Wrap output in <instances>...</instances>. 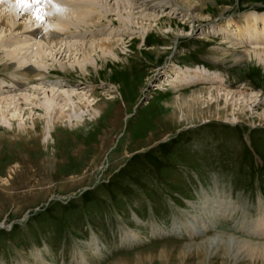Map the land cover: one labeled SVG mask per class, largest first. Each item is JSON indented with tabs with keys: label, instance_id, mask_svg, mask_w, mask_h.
Returning <instances> with one entry per match:
<instances>
[{
	"label": "rangeland",
	"instance_id": "obj_1",
	"mask_svg": "<svg viewBox=\"0 0 264 264\" xmlns=\"http://www.w3.org/2000/svg\"><path fill=\"white\" fill-rule=\"evenodd\" d=\"M77 2L89 5L90 19L70 11L49 20L45 2L25 9L0 2V81L8 80L4 64L33 74L41 63L51 68L49 84L102 104L97 116L84 112L83 125L60 123L46 145L43 111L32 103L43 91L9 88L32 96H20L21 113L7 117L10 130L0 125V179H7L0 181V264H264L248 246L264 244L257 235L264 221V66L253 52L237 57L247 53L244 45L264 47V20L253 42L236 46L237 29L228 24L264 18V0H201L197 9L183 1L147 8L138 0ZM47 22L73 25L74 37L57 46L26 42L25 34ZM100 37L119 40L115 57L92 42ZM69 46L94 52L86 60ZM193 67L221 77L175 90L176 71ZM216 85L255 98L244 108L228 106L237 120L217 113L221 98L219 110L215 100L211 111L206 100L195 114L179 108L177 95ZM20 126L38 133L20 139Z\"/></svg>",
	"mask_w": 264,
	"mask_h": 264
},
{
	"label": "bare ground",
	"instance_id": "obj_2",
	"mask_svg": "<svg viewBox=\"0 0 264 264\" xmlns=\"http://www.w3.org/2000/svg\"><path fill=\"white\" fill-rule=\"evenodd\" d=\"M51 1H53V2H51ZM77 1H79V0H77ZM77 1L76 0H45L44 1L45 3H43L44 4L43 7L49 9L48 13H46L47 11L45 12V16L49 20L52 18H55V17L60 18V19H65L66 15L73 14V13H70V11H76L77 12L76 14H81V16L84 17V19L85 18L90 19L89 17L91 15V13H90L91 8L89 7V5H86L87 8L82 9L81 7H83L84 5L80 4V2H77ZM81 1H85V0H81ZM177 1H181V2L183 1L182 5L186 4V6H188V8H190V9H192V8L197 9L200 5L201 0H176V2H174L173 0L172 1L171 0H138V4L140 3L141 4L140 6H144L146 8L147 7H155V6L156 7L157 6L163 7L162 5H165L167 3L168 4L170 3L173 6L179 5V3ZM76 3H79V5H76ZM16 6L19 7L18 5H16ZM43 7L41 9H43ZM238 18L235 19L234 21L228 22V24H232L233 26H235V28L237 29V32H238L237 33L238 34L237 39H234L231 41L232 46L233 45H235V46L240 45L241 43L244 44V41H246L248 37L251 40L252 33L256 29L255 25L257 26L256 22L259 19L264 20L263 16L262 17L259 16V18H258V17H255L254 14L240 16ZM90 21H92V20H90ZM21 27L22 26H20V28ZM76 28H78V27H76ZM58 29H61V30L59 31ZM72 29H74V28H73V25H71V24H62V25L56 26L53 23L47 22L46 24L43 25V27L35 29L33 31H30L27 34H25L24 36L26 37V42H30L32 40L33 41L40 40V41H45L48 44H55L57 46L58 43H61L62 41L64 42V40H66V39L71 40L74 37L73 31H75V30H72ZM221 30L224 32L225 31L229 32V30L228 29L226 30V28H224V27L220 28V31ZM209 32L210 33L214 32V33L220 34V32L217 29H213L212 31H209ZM210 33H208V34H210ZM261 33H263V32H261ZM240 35H242V38H240ZM81 41L82 40H80L79 42H76V43L77 44L78 43H80V44L84 43L85 44V42H81ZM92 42L97 43L98 44L97 46L99 48L105 49V51H107L109 56H111V57L116 56L115 51H116L117 44H119V40H115V38H112V37H110V38L108 37L105 40L104 38L100 37V39L94 40ZM69 43L71 44V46H72V44H73V46L76 45V43H74V42H69ZM64 44H66V43L64 42ZM78 46H79V44H78ZM82 46L87 47V45L86 46L82 45ZM77 47H76V49H72L73 47L69 46V49H70V51L71 50L76 51V53L77 52L79 53V50L82 49V51H83L82 54H83L84 58L86 55H89L91 53V51L94 52L93 49L91 50V49L86 48V51H84L83 47H79V48H77ZM244 47L246 48L247 53L243 54V53L238 52V55H237L238 59H244V58L250 56L249 55L250 52H253L256 55V59L258 60V62L264 66V47H260V46L259 47H252L251 46L250 48L248 47L249 49L245 45H244ZM32 51H33V53H35L34 49H32ZM41 51L42 50L40 48V50L37 51V54L35 53L36 56L38 55V58L41 57ZM59 54H62L61 51L56 53L54 56L57 57V56H59ZM88 57L86 56V60H88L87 59ZM42 58H44V56ZM89 61H90V59H89ZM86 63H88V62L85 61L84 64L87 65ZM78 64L80 67V65H81L80 62ZM36 65H37L36 69H34L33 74H31L32 73V72H30V69H32L31 67H25L24 65H20L19 67H14V66L12 67L9 64H4L5 70H7V75H8L7 79L8 80L3 79L0 81V125L6 124L10 130L12 127L11 125H13V124H11L12 120L14 119L15 116H17L16 115L17 113L19 114L22 111V109H21V98H23L24 101H28L30 99V97L32 96V95H28L27 92L26 93L22 92L20 94H13V93H11V90H9V88L12 89V88L16 87L17 84H19L20 89L24 85L27 86V88H28L30 84L33 85L35 89L39 90L41 88L40 90L43 91L44 96L42 98L38 99V100H40L39 104H37L33 101H32V103L35 105H40V107L43 111L42 117H44L43 123L45 124V126L43 127L42 131L39 132L40 133L39 137H42L44 142H46V145H48L49 144L48 143L49 138L50 137L53 138V132L56 131V129L59 127L58 125L60 123L66 124L68 122L69 125H72V126L73 125H77V126L83 125L85 123V120L83 119V117L85 115L84 112L88 111L89 117L97 116V114L101 111L102 104L101 103L100 104L93 103L95 101V99H90L93 95L89 94L88 92L81 93V92H77V89H74L73 87H71V88H68L66 86L62 87L60 85V83L58 84V82H57V84L55 83V85H58V86L54 87L53 84H49L46 80L49 77L51 68H48V70H45L42 68L44 66H41V63H39V65L36 63ZM45 68H47V66ZM83 70H85V68ZM176 75H177L176 78L173 79L172 82H170V85L172 84V87L174 86L173 88L175 90H179L178 87L181 84H183V85L195 84L196 85V84H199L201 82H206V81L207 82L211 81V83L212 82L217 83L219 81V78L221 77L220 74L209 73L208 70L201 68V67L188 68V70H183V71L177 70ZM8 82L11 83V85L10 84L6 85ZM51 82H52V80H51ZM49 86H51V87H49ZM47 87H49V88H47ZM5 93H7V94H5ZM20 96H22V97L20 98ZM180 97H181L182 101L177 102L179 108H181V109L186 108L190 114H192V113L195 114L196 110H200V109H198V107H200V106H198V104L203 100H206L204 102H205V104H207V107H208L205 109H208L207 111H211V108H212L210 106L211 101L215 100V102H217L216 107H218L219 106L218 100H219V98H221V100H224V102H225V107H223L224 109L222 108V111L224 113L223 112H220V113L217 112V113L219 115H222L226 119H230L229 115H232V118L234 120H237L239 118L238 113H236L237 115H235L234 111H231V113H230L228 106L230 104H232L233 106L238 105V106H240V107L242 106L244 108L245 105L249 101H251V100H253V98H255L252 93H245V92H242L241 90H239V92L238 91L233 92L229 89L227 90L226 88H223L222 86H217V85L215 87H206V88L201 86L200 89L192 90V92L189 95L183 96V98H182V95H180V94L177 95L176 98L178 99ZM111 100H113V99H111ZM115 103H117V102H115ZM89 106H91V109L88 108ZM11 107L14 110L12 113H9L12 110ZM116 109H118V108H116ZM218 110H219V107H218ZM212 114H214V113H212ZM8 116L12 117L13 119L11 118L12 120H9V118H7ZM260 116H261V118L264 119V111H263V113H261ZM206 118H208V117L206 116ZM38 121L39 120H35L33 122V124H34L33 127L35 126L34 130H36L38 128L36 126L38 124ZM7 127H6V129H7ZM22 127H24V126H20L18 128L19 130L17 132L14 131V132H16L17 135H19L18 137H20V139L23 137V135H25V137L26 136L34 137V135L36 133H38L36 131V133L32 136L31 134L33 132H35L34 130L27 132L25 127L24 128H22ZM61 128H62V126H61ZM17 167H19L18 163L13 166L14 169H10L11 174L14 171H16ZM0 181L3 184H5L7 179L1 178ZM263 225H264V221L260 225L261 230L257 234L260 237L262 235L264 236ZM256 232H257V230H256ZM201 244L204 245L203 247L208 245L207 241H203ZM201 244L199 243V245H201ZM255 244L249 243V245H248L250 247V249H252L254 251L252 253L254 255H256V257L264 258V244H263V248L260 247L261 245H258L256 247ZM224 245H225V247H224L225 249H227L229 246L227 243H224Z\"/></svg>",
	"mask_w": 264,
	"mask_h": 264
},
{
	"label": "snow or ice",
	"instance_id": "obj_3",
	"mask_svg": "<svg viewBox=\"0 0 264 264\" xmlns=\"http://www.w3.org/2000/svg\"><path fill=\"white\" fill-rule=\"evenodd\" d=\"M0 2H3V0H0ZM43 2H44V0H14V3L22 9L28 8L32 4L39 5Z\"/></svg>",
	"mask_w": 264,
	"mask_h": 264
}]
</instances>
